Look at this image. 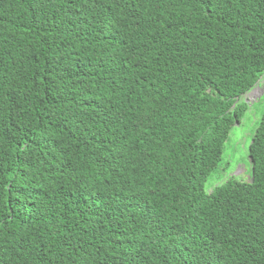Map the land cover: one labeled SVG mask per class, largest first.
<instances>
[{"label":"trees","instance_id":"obj_1","mask_svg":"<svg viewBox=\"0 0 264 264\" xmlns=\"http://www.w3.org/2000/svg\"><path fill=\"white\" fill-rule=\"evenodd\" d=\"M264 0H0V264H264Z\"/></svg>","mask_w":264,"mask_h":264},{"label":"rangeland","instance_id":"obj_2","mask_svg":"<svg viewBox=\"0 0 264 264\" xmlns=\"http://www.w3.org/2000/svg\"><path fill=\"white\" fill-rule=\"evenodd\" d=\"M245 97L246 114L240 124H235L225 143L220 167L206 183L207 189L225 180L227 176L248 179L251 174V163L248 148L259 118L264 111V83L256 87Z\"/></svg>","mask_w":264,"mask_h":264},{"label":"clouds","instance_id":"obj_3","mask_svg":"<svg viewBox=\"0 0 264 264\" xmlns=\"http://www.w3.org/2000/svg\"><path fill=\"white\" fill-rule=\"evenodd\" d=\"M255 88H256V87H255ZM255 88H254V89H255ZM252 91H253V90H252Z\"/></svg>","mask_w":264,"mask_h":264},{"label":"water","instance_id":"obj_4","mask_svg":"<svg viewBox=\"0 0 264 264\" xmlns=\"http://www.w3.org/2000/svg\"><path fill=\"white\" fill-rule=\"evenodd\" d=\"M254 90V89H253Z\"/></svg>","mask_w":264,"mask_h":264}]
</instances>
